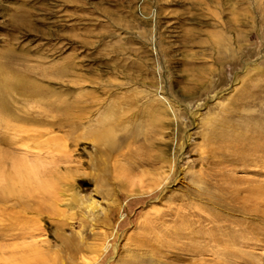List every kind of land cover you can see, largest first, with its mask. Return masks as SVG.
<instances>
[{
  "label": "rangeland",
  "instance_id": "1",
  "mask_svg": "<svg viewBox=\"0 0 264 264\" xmlns=\"http://www.w3.org/2000/svg\"><path fill=\"white\" fill-rule=\"evenodd\" d=\"M0 264H264V0H0Z\"/></svg>",
  "mask_w": 264,
  "mask_h": 264
},
{
  "label": "bare ground",
  "instance_id": "2",
  "mask_svg": "<svg viewBox=\"0 0 264 264\" xmlns=\"http://www.w3.org/2000/svg\"><path fill=\"white\" fill-rule=\"evenodd\" d=\"M21 118L20 117H17L16 119H14V120H20ZM21 121H26V118L25 117H23L22 119H21ZM29 138V137H28ZM95 207H91V209H94ZM74 247H75V251H79L80 249H82V246H81V248H80V246H79V244L78 245H74ZM87 249V248H86Z\"/></svg>",
  "mask_w": 264,
  "mask_h": 264
}]
</instances>
